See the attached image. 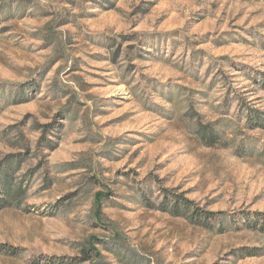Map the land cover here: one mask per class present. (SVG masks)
<instances>
[{
	"label": "rangeland",
	"instance_id": "rangeland-1",
	"mask_svg": "<svg viewBox=\"0 0 264 264\" xmlns=\"http://www.w3.org/2000/svg\"><path fill=\"white\" fill-rule=\"evenodd\" d=\"M248 113L264 0H0V264H264Z\"/></svg>",
	"mask_w": 264,
	"mask_h": 264
},
{
	"label": "trees",
	"instance_id": "trees-1",
	"mask_svg": "<svg viewBox=\"0 0 264 264\" xmlns=\"http://www.w3.org/2000/svg\"><path fill=\"white\" fill-rule=\"evenodd\" d=\"M247 118L249 119V121L251 123H255L258 124L256 126H262L263 124V117H258L257 115L252 116L248 113ZM6 174V173H5ZM10 194V189L9 187L6 185L5 179H2L0 181V210L2 208H4L7 204V196H9ZM182 202V203H181ZM192 206V203L189 201H182L179 198V195L176 197H173V201L171 203V211L176 213V214H180V208L183 207H187L190 208ZM202 214L197 213V211H194L192 217L196 218L197 220H200ZM243 219H244V224H254V226H259V229L261 231L264 232V212H249V213H245V215H243Z\"/></svg>",
	"mask_w": 264,
	"mask_h": 264
}]
</instances>
